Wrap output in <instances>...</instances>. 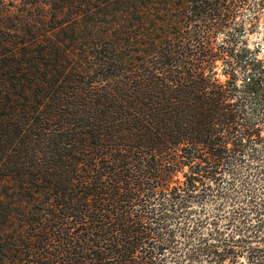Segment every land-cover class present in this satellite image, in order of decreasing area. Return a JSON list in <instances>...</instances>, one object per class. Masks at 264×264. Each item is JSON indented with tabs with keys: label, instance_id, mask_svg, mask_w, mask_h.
<instances>
[{
	"label": "trees",
	"instance_id": "16d2710c",
	"mask_svg": "<svg viewBox=\"0 0 264 264\" xmlns=\"http://www.w3.org/2000/svg\"><path fill=\"white\" fill-rule=\"evenodd\" d=\"M263 21L264 0H0V264H264V197L246 184L224 230L199 207L261 137Z\"/></svg>",
	"mask_w": 264,
	"mask_h": 264
},
{
	"label": "rangeland",
	"instance_id": "374dc122",
	"mask_svg": "<svg viewBox=\"0 0 264 264\" xmlns=\"http://www.w3.org/2000/svg\"><path fill=\"white\" fill-rule=\"evenodd\" d=\"M263 27H264V21H263ZM262 27V28H263ZM261 40H263V33L261 32H255L254 34L249 36L248 42H249V48H251L252 50L254 49V46L257 42H260ZM262 50L264 51V41H262ZM261 131V137L260 138H254L256 143L254 144L249 143L247 144V153L246 155L247 158L246 160L240 164L238 166V172L235 173V175L233 176H226L227 180L223 183L224 187H229L228 185L231 184H239L237 186H240L239 192H232L230 194H228L227 196H225L223 202L220 198H213L211 197V199L209 198V200H204L203 204H200L199 207L205 206L207 208L208 213L207 214H222L220 215L219 218L220 219V223H219V228L220 229H225L226 228V224H228V221L230 220L228 217V214L230 212H232L233 210V205H234V198L237 195H242L244 193H246V184H249L251 186V188H253L256 192V194L258 195L257 197H264V126L262 128H260ZM242 176H247L249 177L247 179V182L242 183ZM230 178V179H228ZM235 187V186H234ZM238 193V194H237ZM233 194V195H231ZM256 196V195H255ZM224 204L223 208L221 210H218L216 208V205L218 204ZM198 209V208H197ZM239 220L236 221V223ZM254 222V221H253ZM252 222V223H253ZM251 224V223H250ZM214 227V226H213ZM213 227L211 226H207L204 229L203 232V236H206L212 229ZM229 231H225V233H227ZM207 237V236H206ZM216 242V238H212L211 242ZM199 264H209L206 262V259L203 258L201 260V262Z\"/></svg>",
	"mask_w": 264,
	"mask_h": 264
}]
</instances>
